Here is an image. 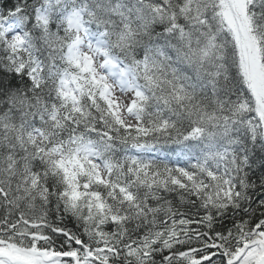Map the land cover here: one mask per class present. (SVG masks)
Wrapping results in <instances>:
<instances>
[{
	"label": "snow or ice",
	"instance_id": "6c2138e0",
	"mask_svg": "<svg viewBox=\"0 0 264 264\" xmlns=\"http://www.w3.org/2000/svg\"><path fill=\"white\" fill-rule=\"evenodd\" d=\"M0 264H264V0H0Z\"/></svg>",
	"mask_w": 264,
	"mask_h": 264
}]
</instances>
